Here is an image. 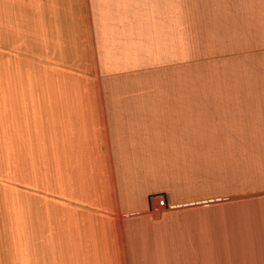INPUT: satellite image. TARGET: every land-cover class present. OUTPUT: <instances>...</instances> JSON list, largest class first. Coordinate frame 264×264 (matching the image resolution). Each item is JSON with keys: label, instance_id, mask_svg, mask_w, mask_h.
Here are the masks:
<instances>
[{"label": "crops", "instance_id": "1", "mask_svg": "<svg viewBox=\"0 0 264 264\" xmlns=\"http://www.w3.org/2000/svg\"><path fill=\"white\" fill-rule=\"evenodd\" d=\"M0 12V264H264V0Z\"/></svg>", "mask_w": 264, "mask_h": 264}, {"label": "rangeland", "instance_id": "2", "mask_svg": "<svg viewBox=\"0 0 264 264\" xmlns=\"http://www.w3.org/2000/svg\"><path fill=\"white\" fill-rule=\"evenodd\" d=\"M4 13L0 12V69L6 68V61L8 54L10 53L8 47L3 45L1 39V22L3 21ZM2 20V21H1ZM4 158V157H3ZM0 156V228L3 227L5 221L2 220L3 215L7 212V208H12L17 213L22 212V196L24 187L22 182V172L17 173L15 169V158L12 156H6L5 160ZM27 158V157H26ZM9 198V203L8 200ZM4 213V214H3ZM20 239L21 237H15ZM16 241V240H15ZM15 246L21 247V242L15 243ZM1 247V244H0ZM14 247V246H13Z\"/></svg>", "mask_w": 264, "mask_h": 264}, {"label": "built area", "instance_id": "3", "mask_svg": "<svg viewBox=\"0 0 264 264\" xmlns=\"http://www.w3.org/2000/svg\"><path fill=\"white\" fill-rule=\"evenodd\" d=\"M151 200L155 203V205L152 206L153 210H157L165 205V198L162 194L153 195Z\"/></svg>", "mask_w": 264, "mask_h": 264}, {"label": "bare ground", "instance_id": "4", "mask_svg": "<svg viewBox=\"0 0 264 264\" xmlns=\"http://www.w3.org/2000/svg\"><path fill=\"white\" fill-rule=\"evenodd\" d=\"M4 86V85H3Z\"/></svg>", "mask_w": 264, "mask_h": 264}]
</instances>
